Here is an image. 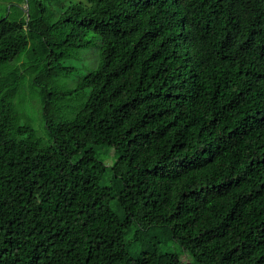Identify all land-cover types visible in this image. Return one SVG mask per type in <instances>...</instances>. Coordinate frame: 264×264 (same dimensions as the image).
Listing matches in <instances>:
<instances>
[{
	"label": "trees",
	"instance_id": "16d2710c",
	"mask_svg": "<svg viewBox=\"0 0 264 264\" xmlns=\"http://www.w3.org/2000/svg\"><path fill=\"white\" fill-rule=\"evenodd\" d=\"M45 9L0 17V264H264V0H80L52 24ZM32 31L33 83L87 32L100 40L92 71L42 91L46 140L11 69ZM135 225L188 256L148 243L133 257Z\"/></svg>",
	"mask_w": 264,
	"mask_h": 264
},
{
	"label": "rangeland",
	"instance_id": "374dc122",
	"mask_svg": "<svg viewBox=\"0 0 264 264\" xmlns=\"http://www.w3.org/2000/svg\"><path fill=\"white\" fill-rule=\"evenodd\" d=\"M30 1L31 0H0V17L3 15L13 16V14L18 13L21 8L24 10L26 8L28 9ZM78 1L80 0H44L46 7L43 14L44 21L48 24L56 22L59 20L65 5ZM70 29L71 26L69 25L65 29H60L59 31H62L61 36L66 37V32H69ZM32 35L28 34V47L21 52V56L18 59L16 58L17 60L14 59L11 62V65H13L11 69H18L20 74L18 81L20 79L22 81L21 92L23 98L18 106L19 116L22 120L23 118L29 120L35 127L36 132L46 140L48 135L42 118L40 102L42 91L49 88L62 89L64 87H73L86 73L92 71L98 59L100 40L93 33L87 32L82 37L85 46L75 48L74 50L71 49L68 57L61 59L59 63L54 62L55 71L49 73L45 81L33 83L31 72L26 66H29L30 63L28 61L32 58L35 60L40 58L42 48L38 43L37 37H35L38 34L32 31ZM29 48L31 49L29 55H27V50ZM30 54H32L33 57H31ZM58 65L62 68L58 67ZM41 69L42 67H39L36 71L39 72ZM12 76H16V72H13ZM83 96L84 90L65 96L55 103L57 107L55 114L62 117L73 115L81 105ZM96 156L109 167L115 160L116 155L111 147H100L96 151ZM108 176V173H106L105 178L108 179ZM136 233H138L137 236H135ZM127 239L130 241L129 252L133 257H136L148 243L156 245L157 249L160 251L178 253L183 261L186 259V256H188L178 243L169 238L168 233L164 232L160 227L144 229L135 225L132 232L127 236Z\"/></svg>",
	"mask_w": 264,
	"mask_h": 264
},
{
	"label": "water",
	"instance_id": "95a60500",
	"mask_svg": "<svg viewBox=\"0 0 264 264\" xmlns=\"http://www.w3.org/2000/svg\"><path fill=\"white\" fill-rule=\"evenodd\" d=\"M25 11H27V8L25 9Z\"/></svg>",
	"mask_w": 264,
	"mask_h": 264
}]
</instances>
